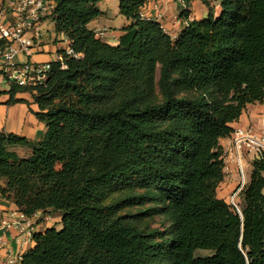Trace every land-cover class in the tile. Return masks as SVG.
<instances>
[{
	"label": "trees",
	"instance_id": "16d2710c",
	"mask_svg": "<svg viewBox=\"0 0 264 264\" xmlns=\"http://www.w3.org/2000/svg\"><path fill=\"white\" fill-rule=\"evenodd\" d=\"M53 1L55 30L80 57L52 62L40 86L0 91L8 105L30 94L46 127L40 141L0 133V198L28 217L62 216L22 264H264V151L237 208L218 195L220 143L264 103V0H219L217 17L200 0L209 16L183 11L176 39L142 16L148 0H120L131 23L116 46L89 28L106 0ZM112 191L126 195L108 203ZM155 216L167 231L139 227Z\"/></svg>",
	"mask_w": 264,
	"mask_h": 264
},
{
	"label": "built area",
	"instance_id": "2783aa9c",
	"mask_svg": "<svg viewBox=\"0 0 264 264\" xmlns=\"http://www.w3.org/2000/svg\"><path fill=\"white\" fill-rule=\"evenodd\" d=\"M54 13L53 0H0V80L7 82L10 88L12 86L35 88L46 81L51 63L31 62L32 39L27 35L33 33L34 38H37L40 35L37 27L46 19H52ZM20 55L26 59L22 63L17 61ZM65 55L80 57L70 44L57 61L64 63ZM65 67L63 65V68ZM230 139L231 145L223 154L224 172L227 175L228 170L234 167L240 177L235 190L237 193L231 195L232 205L237 208L236 197L248 182L244 174V162L249 161L251 165L253 158L264 151V117L260 125L252 123L246 127L236 128ZM251 154H254L252 159H250ZM31 219L32 217L18 211L12 213L11 219L0 221V264H22L25 253H21L22 249L14 252L10 244L17 241L18 247L23 248L29 241H33L34 223ZM43 220L48 222L51 217L45 216ZM15 230L19 232L18 236H14ZM21 236H26V240H20Z\"/></svg>",
	"mask_w": 264,
	"mask_h": 264
},
{
	"label": "crops",
	"instance_id": "0c3cea01",
	"mask_svg": "<svg viewBox=\"0 0 264 264\" xmlns=\"http://www.w3.org/2000/svg\"><path fill=\"white\" fill-rule=\"evenodd\" d=\"M198 0H193V4H195ZM170 2L171 0H148L144 7L142 8V16L148 20H155L159 22L164 31L168 33L172 38L176 39L181 32L187 27L188 21L183 19H177L175 15H173L170 10ZM99 8L102 12L101 16L103 18L107 17L108 7L104 3L99 4ZM120 14V13H119ZM100 16V17H101ZM121 16V15H120ZM194 20L190 18V21ZM130 21H128L125 17L121 16L117 17L115 21L107 19L100 20L97 23H93V26H89V28L97 33V36L101 38L104 42L110 45H118L119 38L121 36V29L130 25ZM65 37V36H64ZM66 39V37H65ZM69 44V42L66 40ZM69 46V45H68ZM42 53L45 55L49 53H54L55 62L58 60L60 56V51L54 47L53 50L43 49ZM31 62L35 64H48L42 63L43 59L34 58L33 55L30 58ZM51 62V63H52ZM1 81V80H0ZM4 82L7 89L5 91H9L10 87ZM0 91L1 88H0ZM4 92V91H2ZM17 98L23 99L24 102L17 103L13 105H8L7 102L9 100V95H2L0 97V133H14L20 136L27 137L33 141H40L43 134L46 131L45 124L40 122L38 118L32 113L31 109L34 111L38 110L36 105H29L28 102H32L31 96L28 93L18 94ZM258 104L249 105L240 119L232 124L233 128L238 127H246L252 124L256 119V108ZM223 152L227 151L231 145L230 137L224 139L220 143ZM225 174V172H224ZM238 187V175L235 172L234 167H231L228 170V174L225 175L224 181L220 185L218 189V195L221 198L228 199L230 195H232L236 188ZM18 208L11 202L3 200L0 198V221L11 219V215L14 212H18ZM17 213L15 214V217ZM45 216H50L51 220L45 222L43 218ZM41 218V219H40ZM32 222L34 223L33 234L43 233L49 228H62V216L59 213H43L39 212L36 216H32ZM14 236H18L19 232L17 230L13 231ZM20 240L25 241L26 236H21ZM34 244L33 241H29L28 245ZM25 246V247H26ZM34 246V245H33ZM16 247V248H14ZM18 247L17 241L11 242L10 248L14 249L15 252L25 248ZM29 251V250H28ZM27 251V252H28ZM26 253V252H25Z\"/></svg>",
	"mask_w": 264,
	"mask_h": 264
},
{
	"label": "rangeland",
	"instance_id": "374dc122",
	"mask_svg": "<svg viewBox=\"0 0 264 264\" xmlns=\"http://www.w3.org/2000/svg\"><path fill=\"white\" fill-rule=\"evenodd\" d=\"M119 1L120 0H106L104 1L105 4L108 7L107 11V17L103 18L98 17L97 19L93 20L89 23V26H93V23H97L100 20H113L115 21L117 17H121L119 14ZM101 2V6L102 3ZM193 2V1H192ZM211 6L214 9V14L217 17L220 13V2L219 0H210ZM170 12L176 16L177 19H181V13L183 11H189L190 12V18L201 20L205 19L209 16V9L202 4L200 0H198L195 4L191 3V5H187L185 0H171L170 2ZM189 18V19H190ZM184 20V19H183ZM37 31L39 32V36L37 38H34L33 33H28L27 37L32 39V53H33V61L34 58L43 59L44 62L42 63H51L54 60V53L49 54H43L42 50L45 48L47 50H53L54 47L58 51H60V54H63V50L67 48V46L70 44V41L62 34H58L55 30V24L51 18L46 19L43 21L38 27ZM172 38V37H171ZM66 40L69 42V44L66 42ZM26 59L23 55L18 56L17 61L20 63L24 62ZM34 63V62H32ZM5 81H0V88L2 91H5L7 87L4 84ZM256 119L253 122L254 125H260L261 119L264 117V103H258L256 108ZM21 156H24L28 154V150L24 148H16L15 149ZM254 157V154L250 155V159ZM251 173V165L250 162L247 161L244 162V174L245 178L249 180ZM240 182V177H238V184ZM237 190V188H236ZM237 193V191H235ZM126 195V192H120V191H112L108 198V203L117 202L120 199H122ZM236 202L238 203V200L236 199ZM142 208L139 207H128L126 208L123 213L127 214H138ZM139 227L146 229L149 228L151 230H159L160 232L167 231L169 228L168 220L165 216H155L150 218H140L138 220ZM34 244H30L26 246L21 253H25L31 248H33ZM16 248V247H14ZM14 251V249H13ZM15 252V251H14ZM210 254L209 251H198L197 256H206Z\"/></svg>",
	"mask_w": 264,
	"mask_h": 264
}]
</instances>
